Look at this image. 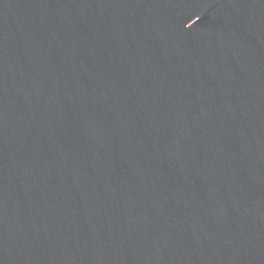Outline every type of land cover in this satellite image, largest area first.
Returning <instances> with one entry per match:
<instances>
[{"label":"water","instance_id":"1","mask_svg":"<svg viewBox=\"0 0 264 264\" xmlns=\"http://www.w3.org/2000/svg\"><path fill=\"white\" fill-rule=\"evenodd\" d=\"M0 264H264V0H0Z\"/></svg>","mask_w":264,"mask_h":264}]
</instances>
